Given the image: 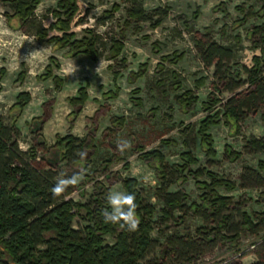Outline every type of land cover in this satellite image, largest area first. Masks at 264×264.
<instances>
[{"label": "rangeland", "instance_id": "obj_1", "mask_svg": "<svg viewBox=\"0 0 264 264\" xmlns=\"http://www.w3.org/2000/svg\"><path fill=\"white\" fill-rule=\"evenodd\" d=\"M60 1L41 0L35 10L36 26L27 27L16 15L14 0H0V120L17 128L19 149L31 154L36 147L38 158L45 156L59 162L57 179L80 177L68 196L80 203H94L102 185L110 192L126 193L123 180L136 179L145 205L154 208L152 237L160 245L166 240L160 230L166 235L176 232L195 235L200 227L213 226L194 207L200 205L211 214L202 198L206 190L197 184L198 179L189 170L176 167L186 164L183 154L187 152L198 160L188 164L192 171L205 167L238 184L231 191L218 188L220 194L231 196L236 202L243 196L251 199L244 210L253 218L255 213L262 212L260 190L242 187L240 176L245 166L260 169L259 162L264 161V153L245 151L247 139L264 137V120L258 113L241 121L238 128L225 115L224 106L232 94L216 92L221 102L212 114L221 112L220 123L212 126L209 133L217 155L209 157L199 129L209 114L205 103L209 102L217 79L215 68L205 67L196 39L210 36L231 46L236 56L230 64L231 71L241 73L246 80L245 69L253 66L254 56L262 54L256 45L259 36L253 30L264 26V0H76L78 9L66 32L51 13L63 12ZM114 5H119L118 9ZM135 6L142 7L147 19L131 17L129 12ZM239 6H245L246 12L253 8L258 15L246 18ZM62 18L67 20L68 15ZM39 26L48 30L44 39L36 34ZM65 33L73 34L70 41L97 36L95 52L91 55L85 49L50 40L62 38ZM115 40L124 44L117 57L112 53ZM177 56L182 58L176 60ZM141 71L143 74L137 77ZM81 90L87 94L82 104L74 101ZM22 92L31 94L23 109L16 104ZM188 92L191 94L187 95ZM114 93L117 95L111 96ZM183 97L197 100L182 103ZM138 99L142 100L141 105ZM121 117L126 118L125 126L112 135L109 128L116 129L113 119ZM87 135L96 140L97 159L87 167L82 162L68 164L62 159L64 148L56 146L58 140ZM120 140L130 141L131 148L121 152L117 147ZM43 142L47 147L44 150L39 146ZM228 149L241 152L242 157L234 159ZM146 151L161 152L169 172L178 171L168 191L183 195L185 210L176 209L169 221L162 220L163 211L168 208L161 196L165 179L156 159L142 157ZM113 156L118 161L107 171L104 163ZM261 172L264 174V169ZM170 178L168 175L167 180ZM199 180L210 181L207 175ZM235 221L239 223L240 218ZM89 224L78 215L73 228L82 229ZM232 225L233 222L220 228L233 239L220 240L212 253L193 264H217L227 259L228 264L256 261L255 245L262 237L245 227L232 232ZM105 241L114 243L110 235L105 236ZM156 256H160V248L148 260H155Z\"/></svg>", "mask_w": 264, "mask_h": 264}, {"label": "trees", "instance_id": "obj_2", "mask_svg": "<svg viewBox=\"0 0 264 264\" xmlns=\"http://www.w3.org/2000/svg\"><path fill=\"white\" fill-rule=\"evenodd\" d=\"M40 2L41 0H14L16 15L23 25L36 26L35 10ZM59 6L64 14L68 15L67 20L62 18L64 14L59 10H53L51 13L57 18L59 27L66 32L70 28L71 17L78 9L77 1L61 0ZM114 7L118 9L119 5ZM239 10L246 18L258 15L253 8L246 12L245 6H239ZM129 13L134 19H147L142 7L135 6ZM37 29L36 34L40 39L47 37L48 30L45 27L39 26ZM253 32L259 36L256 45L262 54L254 56L253 66L245 69L246 80H243L241 73L235 74L231 71L230 64L236 57L231 46L222 44L210 36L196 39L205 67H214L217 79L213 84L214 91L210 95L209 102L205 103L209 114L202 120L199 129L209 157L217 155L212 135L209 133L212 126L220 123L221 112L216 111L212 114L213 109L221 102L216 92L225 91L232 94L224 106L225 115L228 122L234 120L238 128L241 127L239 125L241 121L258 113H261L264 120V26L255 27ZM71 36L73 34L65 33L62 38L54 37L50 40H58L62 46L71 45L75 49H85L86 53L91 55L95 52L97 36L90 35L81 40L70 41ZM123 46V42L114 41L112 47L114 56L117 57L120 54ZM179 58L182 56H177L176 60ZM160 66L162 69L165 68L163 65ZM142 74L141 71L136 76ZM245 84H247L246 87H244ZM189 94L191 93L188 92L187 95ZM116 95L117 93H114L111 96ZM86 98V92L81 90L80 97L74 101L82 104ZM30 99L31 94L22 92L16 104L23 109ZM180 100L182 103H187L196 101L197 98L183 97ZM137 102L142 104L141 99ZM46 120L47 118L44 121ZM113 121L116 129H109L113 131L112 135H115L121 127L125 126L126 118H116ZM18 135L19 132L14 124L6 126L0 120V264H141L142 262L145 264H193L197 259L212 253L218 247L220 240L233 239L223 234L220 228V226L228 227L232 222L233 225L230 228L232 232L239 227H245L254 235L262 237V240L255 245L257 259L251 264H264V210L255 213L253 218L244 210L251 199L243 196L236 202L233 197L220 194L218 188L224 187L231 191L237 188L238 184L220 177L205 167L192 171L188 164L198 163V160L191 153H184L183 156L187 159L186 164L176 167L180 170H189L198 179L197 184L206 190L202 198L211 214L207 209L202 210L200 205L194 204V207L213 226L200 227L195 235L187 232L166 235L160 230L166 238L164 244L160 245L158 240L152 237L154 208L145 205L136 179L123 180L126 193L135 196L136 215L139 219L138 228L135 231H129L126 226L121 227L120 224L105 222L102 211L104 209L111 211V208L107 203L110 190L104 185L98 187L100 190L96 192L94 203L91 201L80 203L68 198L75 190L73 186H69L61 197H54L51 189L58 180L57 172L61 170L59 162L54 163V160H49L45 156L38 158L36 147L32 148L31 154L21 151L17 142ZM39 146L43 150L47 148L44 142ZM56 146L64 148L62 159L71 165L82 162L87 167L99 155L96 140L89 135L84 138L67 136L58 140ZM227 151L234 159L242 157L241 152L232 149ZM245 151L264 153V137L252 136L247 139ZM79 152H85L86 156L81 158L78 155ZM142 157L156 159L160 164L162 179H165L161 196L168 206L163 211L162 220L169 221L176 209L185 210L183 195L168 191L174 177H178V171L175 169L177 172H169L165 156L159 151L143 152ZM116 161H118L117 156L106 160L105 170L108 171ZM209 161L214 163V160ZM259 167L260 169L245 166L240 179L242 187L260 190L264 204V174L261 172L264 169V161L259 162ZM168 175L171 178L167 180ZM205 175L209 177V182L199 180ZM78 215L90 221L91 224L82 229L73 228L74 219ZM237 217L240 218L239 223L235 221ZM45 234L48 236L45 237ZM106 235L113 238V244L106 243ZM237 236L238 234L235 238ZM41 245H45L46 248L40 249ZM158 248H160V256H156L155 260H148L151 255L157 253ZM235 262L231 264H242Z\"/></svg>", "mask_w": 264, "mask_h": 264}, {"label": "clouds", "instance_id": "obj_3", "mask_svg": "<svg viewBox=\"0 0 264 264\" xmlns=\"http://www.w3.org/2000/svg\"><path fill=\"white\" fill-rule=\"evenodd\" d=\"M40 12H37V16ZM31 55V54H30ZM30 55L26 56L27 59ZM77 68L73 69V73ZM117 147L121 152L131 148V142L128 140L117 141ZM81 158L86 156L85 152H79ZM80 177L73 175L69 178H60L55 186L51 189L54 197H61L69 186H75L79 183ZM107 203L111 211L104 209L102 215L106 223L120 224L121 227L126 226L129 231H135L139 225V219L136 215L135 196L130 193L121 191L109 192L107 195Z\"/></svg>", "mask_w": 264, "mask_h": 264}, {"label": "built area", "instance_id": "obj_4", "mask_svg": "<svg viewBox=\"0 0 264 264\" xmlns=\"http://www.w3.org/2000/svg\"><path fill=\"white\" fill-rule=\"evenodd\" d=\"M228 259L227 260H222L221 262H218L217 264H228Z\"/></svg>", "mask_w": 264, "mask_h": 264}]
</instances>
